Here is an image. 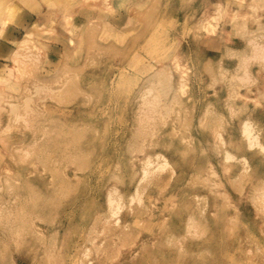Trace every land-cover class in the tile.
Segmentation results:
<instances>
[{"label":"rangeland","instance_id":"374dc122","mask_svg":"<svg viewBox=\"0 0 264 264\" xmlns=\"http://www.w3.org/2000/svg\"><path fill=\"white\" fill-rule=\"evenodd\" d=\"M0 264H264V0H0Z\"/></svg>","mask_w":264,"mask_h":264},{"label":"bare ground","instance_id":"6f19581e","mask_svg":"<svg viewBox=\"0 0 264 264\" xmlns=\"http://www.w3.org/2000/svg\"><path fill=\"white\" fill-rule=\"evenodd\" d=\"M119 15H120V14H119ZM3 25H4V23H3ZM30 25L33 26V27H35V26H38L39 23H37V20H35V21H32ZM31 26H30V27H31ZM2 30H3V29H2ZM29 33H30L29 31H26L25 36H27ZM13 40H14V38H13ZM25 40H26V39H22V40H20L19 42H16V41L14 40L13 42H14L15 44H18V43L22 44ZM15 53H16V51H15ZM12 54H13V53H11V55H12ZM243 131H244L245 135L247 136V138L249 139V141L252 142V140H254V136H251V132H250L249 126L245 125ZM226 154H227V157H229V153H226ZM147 163H148V160L145 162V164H147ZM165 165H166V162H164L163 164H160L157 168H163ZM146 173H148V171H147V169H144V174H146ZM107 203H108V205H109L110 213H111V214H115V213H116V210H115V209H116L118 206H117V205H116V206L113 205V197H112V193H111V191H109L108 194H107Z\"/></svg>","mask_w":264,"mask_h":264}]
</instances>
